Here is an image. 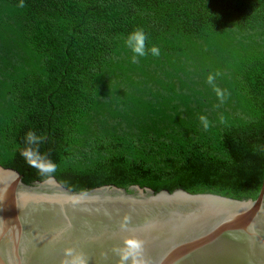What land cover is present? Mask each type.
<instances>
[{
    "label": "trees",
    "instance_id": "obj_1",
    "mask_svg": "<svg viewBox=\"0 0 264 264\" xmlns=\"http://www.w3.org/2000/svg\"><path fill=\"white\" fill-rule=\"evenodd\" d=\"M137 28L158 57L132 62L125 39ZM29 131L55 172L21 155ZM0 163L75 191L138 184L257 198L264 0H0Z\"/></svg>",
    "mask_w": 264,
    "mask_h": 264
},
{
    "label": "water",
    "instance_id": "obj_2",
    "mask_svg": "<svg viewBox=\"0 0 264 264\" xmlns=\"http://www.w3.org/2000/svg\"><path fill=\"white\" fill-rule=\"evenodd\" d=\"M0 264H264L257 198L55 176L27 183L0 163Z\"/></svg>",
    "mask_w": 264,
    "mask_h": 264
},
{
    "label": "clouds",
    "instance_id": "obj_3",
    "mask_svg": "<svg viewBox=\"0 0 264 264\" xmlns=\"http://www.w3.org/2000/svg\"><path fill=\"white\" fill-rule=\"evenodd\" d=\"M147 39H148L147 34L142 28H137L127 35L125 39V44L127 48H129L131 52L133 53L131 57V60L133 63L137 62L138 57H144L148 55L149 53L152 56H156V57L160 55V48L157 45H152L150 48L146 47ZM214 79L215 77L211 74L207 78L208 83L213 84V86L215 87ZM216 92H217V95L220 97L221 102H223L224 93H222L219 88H216ZM199 119L203 127L207 129L209 126V122L207 118L201 115ZM25 141H26V146L23 149H21V155L25 157L27 162L39 168L42 174L55 172L56 170L55 164L52 163L51 161H48L46 157L41 156L39 153L38 145L41 143L42 137L38 136L33 131H29L26 134ZM33 158H37L39 160L44 161L46 163V167H41L40 164H34Z\"/></svg>",
    "mask_w": 264,
    "mask_h": 264
}]
</instances>
